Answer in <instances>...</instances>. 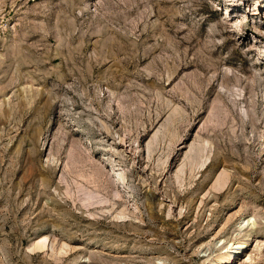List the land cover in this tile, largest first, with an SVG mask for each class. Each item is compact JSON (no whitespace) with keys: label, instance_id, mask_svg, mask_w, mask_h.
I'll return each instance as SVG.
<instances>
[{"label":"rangeland","instance_id":"rangeland-1","mask_svg":"<svg viewBox=\"0 0 264 264\" xmlns=\"http://www.w3.org/2000/svg\"><path fill=\"white\" fill-rule=\"evenodd\" d=\"M235 242L264 264V0H0V264Z\"/></svg>","mask_w":264,"mask_h":264},{"label":"bare ground","instance_id":"bare-ground-1","mask_svg":"<svg viewBox=\"0 0 264 264\" xmlns=\"http://www.w3.org/2000/svg\"><path fill=\"white\" fill-rule=\"evenodd\" d=\"M123 177H125V176L121 175V178H123ZM124 180H122V182ZM46 241H47V237H45L43 240L41 239V240L37 241L36 244L34 245L35 247L33 246L34 249L35 248H37V249L40 248L42 250L46 249L45 248ZM246 244H247V242H235V243H233L230 248L226 249L223 253H221L218 256V264H234V262H236L238 260V258L241 257L240 255L244 251V249H246L245 248ZM250 259H251V257L248 258V260H250Z\"/></svg>","mask_w":264,"mask_h":264}]
</instances>
